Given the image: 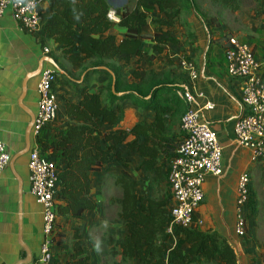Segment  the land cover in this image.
I'll use <instances>...</instances> for the list:
<instances>
[{"label":"crops","instance_id":"obj_1","mask_svg":"<svg viewBox=\"0 0 264 264\" xmlns=\"http://www.w3.org/2000/svg\"><path fill=\"white\" fill-rule=\"evenodd\" d=\"M107 1L112 6L110 10L114 9L115 17L119 20L122 8L118 7L120 1ZM49 3L50 0L40 1L41 23L37 32L20 29L12 20L10 11L0 18V139L5 143L10 155V162L0 175V264H31L39 254L43 239L42 210L30 194L27 169L28 154L34 139L29 137V142L26 139L36 111L38 97L36 90L40 75L37 71L41 59L45 58L41 64L42 68L53 65L58 70L55 86L58 109L55 121L40 133L37 139L39 144L44 146L52 142L55 130L71 121L65 115L64 105L68 101H77L80 97L78 82L81 67L69 63L59 46L48 39H43L42 36L50 13ZM125 4L126 0L123 5ZM261 14L264 15V10ZM153 15L157 14L153 12ZM235 15L238 18L239 11H236ZM118 22H113L115 25L113 32L117 39L121 40L123 29L116 26ZM154 29L155 26L148 25L143 29V33L151 34ZM172 32L179 43L167 45L162 54L154 55L161 57L162 60L165 58L164 54H167L174 60L175 65L171 73L176 84L190 87L193 84L192 107L196 108L207 102L213 105L212 109L200 114V120L206 122L216 133L222 149V174L207 175L203 183L204 200L195 214V219L201 221L197 228L201 231H215L223 236L234 248L238 264H264V198L259 200V197L255 196L251 202L253 207H249V200L245 208L246 236L240 238L234 232L238 178L241 174L247 173L252 188L258 164L260 166L264 161H252L250 151L235 142L233 129L235 120L241 112V82L227 74L224 59L226 38L233 36L237 38L235 35H239L237 39L249 45L258 62L264 66V41L252 42L235 27L227 30L222 24L219 27L209 25L194 13H187L182 24L177 23ZM43 47L49 49L48 55L43 53ZM143 49L144 52H149L150 43L144 42ZM181 58L193 64L197 73L194 81L178 65ZM92 79L89 84L91 91L104 88L107 83V80L101 77L95 76ZM196 93H201L202 97H196ZM120 107L124 113L125 128L142 119L151 121L153 118L150 112L135 107L130 101L121 102ZM179 124L180 122L174 127L173 134L176 131L180 132L182 138ZM112 130L110 126H104L105 132L110 133ZM117 148L126 158V165L111 160L107 161L101 170L90 173V195L96 202L95 210L85 212L79 220L58 216L51 264L68 262L75 244L76 230L81 235L90 264H106L105 259L115 241L113 233L117 235L116 232L119 233L117 238L121 257L119 264H138L137 260H126L121 254L122 240L126 233L124 220L117 218L112 221L108 214L112 208L119 209L121 202V197L113 199L108 190L113 185L114 189L121 193L113 182V176L122 170L126 171L137 182L136 191L139 195L145 199L153 197L164 199L167 209L170 205V191L166 179L159 186H153L145 177L144 170L136 169L141 161L136 153L127 151L124 144ZM46 152L49 154L50 151ZM51 158L59 168L65 166V161L61 158ZM168 169L169 162L162 167L165 177ZM262 191L264 187L259 193ZM176 243L177 238H174L168 243V247Z\"/></svg>","mask_w":264,"mask_h":264},{"label":"trees","instance_id":"obj_2","mask_svg":"<svg viewBox=\"0 0 264 264\" xmlns=\"http://www.w3.org/2000/svg\"><path fill=\"white\" fill-rule=\"evenodd\" d=\"M209 1L229 11L240 9V0ZM110 9L107 0H50L42 31L43 39L55 43L69 63L81 67L80 97L64 105L71 121L56 129L54 140L42 146L50 151V158L65 161L58 176L56 213L61 218L79 220L85 212L95 210L90 173L111 160L126 165L119 145L136 153L141 159L136 169H143L151 185L159 186L168 176L162 167L174 158L181 143V134L173 132L186 110L179 94L182 89L171 71L148 70L142 76L141 61L179 43L172 29L182 14L194 13L204 22L196 0H126L116 24L123 29L121 40L108 18ZM148 25L155 26L151 34L143 33ZM144 42L150 43L149 52H144ZM128 68L131 74L127 76L123 71ZM95 76L107 83L91 91L89 84ZM123 101L150 112L152 120L142 119L125 128L120 107ZM104 126H110L112 132H105ZM113 181L121 190L117 216L125 222L124 259L137 260L138 264H238L234 248L215 231L175 226L172 234H167L166 201L139 195L137 182L126 171L114 175ZM174 238L177 243L168 247ZM74 239L66 264H90L77 230Z\"/></svg>","mask_w":264,"mask_h":264},{"label":"built area","instance_id":"obj_3","mask_svg":"<svg viewBox=\"0 0 264 264\" xmlns=\"http://www.w3.org/2000/svg\"><path fill=\"white\" fill-rule=\"evenodd\" d=\"M40 1L0 0V18L10 11L12 20L20 29L37 32L41 23ZM108 18L112 22L119 21L111 10ZM43 53L48 55L49 49L43 47ZM224 59L227 74L241 82V112L235 120L233 129L235 142L250 151L252 161H264V66L258 62L251 47L236 37L228 39ZM179 66L187 72L192 81L197 78L192 63L181 58ZM57 79L58 70L55 66L41 69L36 90L38 100L30 130L34 143L27 160L28 180L30 194L41 206L43 234L39 254L31 264H51L53 257L60 169L37 139L42 130L52 124L57 117L55 90ZM180 87L182 91L179 94L186 104V110L179 124L182 133L181 143L176 155L169 162L167 184L170 205L167 209L169 214L167 234H172L175 226L191 228L201 225V221L195 219V214L204 200L205 178L207 175L222 174V149L217 135L206 122L200 120V114L212 109L213 105L207 102L196 108L192 107L193 84L191 87L181 84ZM195 96L202 97V94L196 93ZM9 162L10 155L5 143L0 139V175ZM250 182L247 173L241 174L237 182L234 232L240 238L247 234L245 208L250 200Z\"/></svg>","mask_w":264,"mask_h":264},{"label":"rangeland","instance_id":"obj_4","mask_svg":"<svg viewBox=\"0 0 264 264\" xmlns=\"http://www.w3.org/2000/svg\"><path fill=\"white\" fill-rule=\"evenodd\" d=\"M119 1L120 3L118 7H123L125 0H119ZM196 2L199 9V14L204 18L206 23H208L209 25L219 27L222 24L223 26L226 27L227 30L235 27L238 30H240L241 34L244 33L246 37L248 36V39H250L252 42H254V40L264 41V15L261 14V12L264 10V0H240V9H239L238 18L236 17L235 12L222 9L212 4L209 0H196ZM121 9L122 8H120V10ZM113 10L112 12H115ZM120 10L117 9L118 12ZM185 15H187V13L182 14L178 24H182L183 17ZM230 36L233 35L230 34ZM235 36L239 38V35H235ZM170 62H172V64ZM141 63H142L141 64L142 76H144L148 70H153L155 73H162L163 71H171L173 69V65H175L174 60L170 59L167 54L165 55V58H163L162 60L161 57H156V55H154V57L151 60H149L147 57H144ZM162 67L164 68L162 69ZM79 72L80 70L78 71V74ZM123 73H125L127 76L130 75L131 68L124 70ZM103 84L105 85V83ZM112 168L115 170L114 167ZM254 179L255 181H253L252 183L253 190L251 188V182H250L249 207H253L252 206L253 203L251 204V202L255 196L256 197L258 196L259 200L260 198L261 200L264 198V191H262V193H259V190L260 189L263 190L264 187V162H261L260 166L258 164L257 175L254 177ZM114 188L115 187H113L112 185L108 189L111 192L113 199L121 197L120 191H116ZM118 212H119L118 208H112L109 211L108 214L112 221L118 218L117 216ZM116 234L117 235H114L113 233V239H115V241H113L112 243V249L110 251V254L105 259L106 264H119V262L121 261L119 242L117 241L119 233L116 232Z\"/></svg>","mask_w":264,"mask_h":264},{"label":"water","instance_id":"obj_5","mask_svg":"<svg viewBox=\"0 0 264 264\" xmlns=\"http://www.w3.org/2000/svg\"><path fill=\"white\" fill-rule=\"evenodd\" d=\"M44 59H45V58L41 59V61H40V67H39V70L37 71V73H39V72L41 71V69H42L41 64H42V62L44 61ZM112 90H113V89H112ZM37 96H38V95H37ZM37 100H38V97H37ZM33 121H34V117H33V119H32L31 126H30V128H29V130L27 131V134H26V139H27L28 142H29V137H31V135H30V130H31V127H32ZM26 149H28V144H27V146H26Z\"/></svg>","mask_w":264,"mask_h":264}]
</instances>
